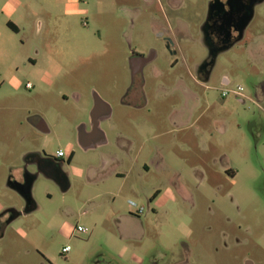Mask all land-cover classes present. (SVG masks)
Wrapping results in <instances>:
<instances>
[{
  "label": "rangeland",
  "instance_id": "rangeland-1",
  "mask_svg": "<svg viewBox=\"0 0 264 264\" xmlns=\"http://www.w3.org/2000/svg\"><path fill=\"white\" fill-rule=\"evenodd\" d=\"M139 2L0 0V160L10 158L9 147L22 142L28 132V111L36 110L50 124L60 122L50 134L47 156L54 158L59 147L66 155L75 149L72 163L84 171L78 174L67 167L64 185L43 176L35 179L32 197L36 209L30 215L14 217L4 230L0 264H264V100L259 108L249 99L238 101L232 92L222 96V78L227 75V88L242 86V93L253 97V83L259 80L264 86V62L256 66L260 70L256 74L246 56L231 50L217 58L209 80L197 85L191 75H195L200 62L202 45L182 43L185 59L179 52L170 54L150 25L152 16H160L156 8L150 7L139 18L131 13L129 8ZM6 5L13 8V15ZM8 20L21 30H13ZM262 26L264 30V23ZM50 45L67 52L66 70L56 74L48 90L43 91L35 85L33 68H23L20 59L35 57ZM150 47L159 51L154 65L161 74L154 75L149 67V111L136 110L124 100L130 81L128 57L134 50L148 54ZM28 81L34 88L26 87ZM180 81L193 88L200 99L193 116L198 121L189 133L198 127L200 136L210 140L211 133L215 140H222L220 148L229 152L236 165L233 178L216 167L200 182L193 161L203 165L208 156L182 141L186 132H166L173 128L167 114L180 105L182 93L177 89L169 97H159V91L153 88L166 84L172 90ZM93 91L109 102L113 112L102 124L108 143L84 152L73 144L79 123H65L61 114L73 110L79 95L80 105L89 107ZM62 93L67 103H63ZM88 114L84 111L83 118L89 119ZM215 120L225 121V133L215 128ZM120 135L134 139L135 159L122 156L120 170L131 169V175L113 203L111 195L96 196L109 187H94L87 169L100 162V150L123 155ZM155 156H162L166 168L158 170L151 164ZM5 170L0 166V213L8 205L19 209L22 203L20 195L7 187ZM175 174L185 184L187 199L173 190L172 204L162 196ZM111 181L116 179L112 177ZM154 187L161 189L157 197L165 199L158 216L147 210V205H152L147 196L153 199ZM131 201L136 207L130 205ZM140 206L145 209L141 216L144 235L125 230V226L121 231L116 214L132 213ZM78 225L87 228V233H72ZM66 245L71 249L63 257L61 250Z\"/></svg>",
  "mask_w": 264,
  "mask_h": 264
},
{
  "label": "crops",
  "instance_id": "crops-1",
  "mask_svg": "<svg viewBox=\"0 0 264 264\" xmlns=\"http://www.w3.org/2000/svg\"><path fill=\"white\" fill-rule=\"evenodd\" d=\"M139 1L140 2L138 5L129 8L131 13L138 18L143 17V15H145V13L148 11L147 9H149L152 5H156L155 0ZM163 2H166V5L162 4L163 9L160 7V5L158 6L159 9L156 6V12L159 11L160 14H163V17L152 16L150 18V25L158 40H161L159 38V35L160 32L164 30V35L170 37L174 41L175 46L181 50V56L183 57V59H185L186 55L181 49L182 43H187L188 45H190V47H192V45L195 43L200 44L197 25L193 24L190 19V13L192 12V9L190 8L189 10H184L183 0H163ZM5 7H8L7 10L9 9L8 12L11 13V15L14 14L12 7L10 8V6L7 5ZM29 13L30 12H28V14ZM8 22L12 24L14 28L13 30H15L16 32H19L21 30L20 26L14 21L8 20L7 23ZM261 44H263V42L257 43L256 48H259ZM22 46H25L24 42L22 43ZM54 47L55 45H50L47 48L44 47L42 51L39 50L37 52V55L35 57L26 55L20 59V64L23 68H26L28 65L29 67L33 68V73L35 75V85L43 91L48 90L49 82L52 80V78H54V76H56V74L62 72L63 70H66L65 55H67V52L61 49H55ZM148 50V54L154 56V60L151 62H145L147 54L141 51L134 50L130 53L131 56L128 57L130 81L129 85L127 86V95L124 96V100L131 108L136 110L148 109L147 111H149L148 107L152 97L151 91L146 85V77L148 74L147 70L149 69V67L153 72H155L154 75L160 76L161 74V71L154 65V62L158 59V49L150 47L148 48ZM192 53L193 50H190L189 59H192ZM194 56L198 55L195 54ZM199 59H201V57ZM246 60L248 61L250 67L255 69L254 73H260L259 67L256 66H259V64L264 62V55L251 53L246 57ZM13 62L14 61H12V63ZM15 70L17 72L19 70V67H15ZM190 74L193 73L190 71ZM191 76L193 78V75ZM141 77H144V80H142ZM28 82L31 83L30 81ZM194 82L197 85H204L203 82L196 81L195 79ZM222 84L223 87H227L230 84V78L227 75H224V77L222 78ZM35 85L33 84L31 88H34ZM252 87L253 97L255 99L252 96L250 97L245 95L244 93H242L241 96L235 95V97L240 102L244 101V99H249L259 108H261V103L264 100V86L263 84H261V82H259V80H257L253 83ZM153 89H156L155 91H159V97H169L173 95V93L177 89L182 93L180 105H178V107H172L167 114V119L173 128L166 132H186V134L182 136V141L190 143L192 149L194 148L196 151L204 152L208 156V159L205 163H203V165H198L195 163V161H193L192 168L200 178V182H202L203 180L205 181L207 178L206 174H208L211 169L213 171L216 170V167H218L220 172L222 171L223 173L230 175L233 178L236 173L234 167L236 165L230 157L229 152L223 148H220L223 147L222 140H215L211 133L209 135L210 140L205 138L203 135L200 136L201 133L199 132V130H197L198 127H196V129L193 130L191 134L189 133V131L192 130L193 124H196V122L198 121V117L193 119V116L197 113V110L200 106L199 95L195 92V90L183 81H180V83L178 82V85L173 87L172 90L169 89L166 84H161ZM95 94L100 97V101H96L94 99ZM61 99L63 103H67L68 101L66 95L63 93L61 94ZM80 101L81 95H79L78 99L75 101L76 106H74L73 110L68 111V113L63 112L65 115L61 114V116H63V118L65 119V123L74 121L73 126H76V124L79 123L74 134L75 141L73 144L81 151L87 152L95 148H101L108 143L106 132L104 131L102 124L111 119L113 109L111 108L109 102L104 99L97 91H93L91 93V102L89 107H85V104L80 105ZM84 111H89V119L83 118ZM94 120L98 122V125L94 124ZM25 121L28 125V132L25 133V135L22 137V142L18 145H14L12 143L13 145L9 147L7 154L10 155V158H4L0 160V166L6 169L4 177L5 180L7 178V187L10 188L13 181L19 183L23 181L22 176L24 167H27L29 170H34L35 165L39 162L34 158L39 157L41 158V160L51 159L47 156L45 149L50 141V134L52 133L53 127L60 124V122L53 125L50 124L47 121L46 116L36 110L32 113L31 111H28V116L25 118ZM214 125L218 131L225 133V121L215 120ZM118 143L122 147L123 155L108 153L100 150V162L97 165H89L87 169V173L90 178L89 181L94 185V187H109L106 192L98 193L96 196L111 195V198H113V203L115 202L117 196H119L125 189L126 182L131 175V169H127L126 171L125 169L120 170L124 162V158H122V156H125L126 158L130 157L132 161H134L135 159L134 157L132 158V154L134 153V139L126 138L120 135L118 136ZM58 150H61L60 147L56 151ZM74 150L75 149H72L68 155H66L64 152L62 156H58L56 154L54 158L61 163V168L65 173L67 167H71L76 171V173L83 174L84 171H82V169H79L78 167H75L72 163L74 159ZM2 152L3 151L0 147V154H2ZM150 160L151 164L155 166L156 169L162 170L163 168H166L162 156H155ZM143 167L145 170H148L149 168L147 163H144ZM178 174H175V176H177L175 177V179L170 180L171 187H169L166 190V194L163 193L162 196L167 197L166 199L170 200L172 204H175V195L173 194V190H177L181 194V196L187 199V197H185V184ZM112 177H114L116 181L112 182ZM143 189L146 188L143 187ZM161 194V189L159 187H154V193L152 197L153 199H150L149 195L147 196L148 202H151L152 200V205L148 204L147 210L148 212L152 211L154 215L157 216L159 215V209L162 206L163 200L165 201V199H159L157 197ZM142 214H138L136 210L132 213L118 212L115 217L117 227L121 229V231H123L122 226H125V230L127 229L135 231L136 233H140L139 235H144V227L142 226L141 222ZM133 223L137 224L138 226L140 225L139 229L137 227H133Z\"/></svg>",
  "mask_w": 264,
  "mask_h": 264
},
{
  "label": "flooded vegetation",
  "instance_id": "flooded-vegetation-1",
  "mask_svg": "<svg viewBox=\"0 0 264 264\" xmlns=\"http://www.w3.org/2000/svg\"><path fill=\"white\" fill-rule=\"evenodd\" d=\"M191 1L183 0V9H192L190 19L198 28L199 43L204 49V51L200 53L201 59L199 64L208 56V54L211 56L208 60L215 56L216 61L217 58L226 55L231 52V50H235L240 55L246 57L251 53L264 55V30L262 26L264 23V0ZM189 3L192 5L189 6ZM155 4L156 5H152L151 7L156 8L157 6L159 9L158 6L160 5L163 9L162 4L166 5V2H163V0H155ZM157 13L160 14L159 11H157ZM162 15L163 14H160V16ZM159 36L170 54L180 53L181 50L175 46L174 41L170 37L164 35V30L160 32ZM259 42H263V44H261L259 48H256V44ZM146 57L145 62H151L154 60L153 55L147 54ZM213 67L210 69V66L208 65L200 72H197L198 67H196L193 78L196 81L205 83L204 81L206 79L207 81L209 80ZM141 79L144 80V77H141ZM34 159L41 163V158L37 157ZM48 164V167L41 165V169H39L40 171L36 172L35 168L34 170H30L33 173L31 175L26 174L24 177L22 176L23 181L21 183L16 181L11 183V189L15 190L20 195L22 203L19 209H17L15 205H10L0 213V237L3 236L4 230L12 224L13 220L23 215H30V213L36 209V204L32 197V185L35 179L39 176H43L59 185L67 183V174L63 170L62 173L58 172V167L56 165ZM14 217L15 219H13ZM48 262L54 264L53 262ZM174 264L188 263L180 262Z\"/></svg>",
  "mask_w": 264,
  "mask_h": 264
},
{
  "label": "water",
  "instance_id": "water-1",
  "mask_svg": "<svg viewBox=\"0 0 264 264\" xmlns=\"http://www.w3.org/2000/svg\"><path fill=\"white\" fill-rule=\"evenodd\" d=\"M209 57H211L210 54H208V56L197 66L198 67L197 72H200L201 70L205 69L208 65L210 66V69L214 66V64H215V56H213L210 60H208ZM209 73H210V71H209ZM206 81H207V79L204 82H206ZM94 99L96 101H100V97L97 94H95ZM94 124L98 125V122H96V120H94ZM48 163H50L51 165H53V164L56 165L58 167L57 171L62 173L61 163L59 161H57V159H55V158H53V159L52 158L51 159H42L41 163L38 162L35 165V171L36 172L40 171L39 169H41L40 168L41 165L42 166L45 165V167H48V165H49ZM32 173L33 172H31L27 167H24L23 177L26 174H30L31 175Z\"/></svg>",
  "mask_w": 264,
  "mask_h": 264
},
{
  "label": "built area",
  "instance_id": "built-area-1",
  "mask_svg": "<svg viewBox=\"0 0 264 264\" xmlns=\"http://www.w3.org/2000/svg\"><path fill=\"white\" fill-rule=\"evenodd\" d=\"M82 1H85V0H82ZM26 87H27V88H31V87H32L31 83L27 82V83H26ZM225 88H226V89H225ZM225 88H223V90H222V96L227 95L229 92H232V93L235 94L236 96H241V95H242V86H237L236 88H227V87H225ZM57 155H58V156H62V155H63V150H58V151H57ZM130 205L136 207L135 203L132 202V201L130 202ZM143 211H144V208L141 207V206H140V207H137V209H136V212H137L138 214H142ZM74 232L87 233V228H85V227H83V226H81V225H78V226H76V227L72 230V233H74ZM70 249H71V248H70L69 245L64 246V247L62 248V250H61V255H62L63 257H66L67 254H68V252L70 251Z\"/></svg>",
  "mask_w": 264,
  "mask_h": 264
},
{
  "label": "trees",
  "instance_id": "trees-1",
  "mask_svg": "<svg viewBox=\"0 0 264 264\" xmlns=\"http://www.w3.org/2000/svg\"><path fill=\"white\" fill-rule=\"evenodd\" d=\"M8 26H10L11 28H13L12 24L10 22L7 23Z\"/></svg>",
  "mask_w": 264,
  "mask_h": 264
}]
</instances>
